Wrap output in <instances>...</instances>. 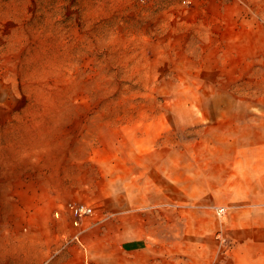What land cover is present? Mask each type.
Wrapping results in <instances>:
<instances>
[{"label": "rangeland", "instance_id": "1", "mask_svg": "<svg viewBox=\"0 0 264 264\" xmlns=\"http://www.w3.org/2000/svg\"><path fill=\"white\" fill-rule=\"evenodd\" d=\"M257 125L264 0H0V196L31 159L100 148L222 163L234 181ZM14 201L0 237L19 230Z\"/></svg>", "mask_w": 264, "mask_h": 264}, {"label": "crops", "instance_id": "2", "mask_svg": "<svg viewBox=\"0 0 264 264\" xmlns=\"http://www.w3.org/2000/svg\"><path fill=\"white\" fill-rule=\"evenodd\" d=\"M240 130L234 181L144 147L31 159L0 196L19 211L0 264H264V126ZM68 202L94 214L77 224Z\"/></svg>", "mask_w": 264, "mask_h": 264}, {"label": "built area", "instance_id": "3", "mask_svg": "<svg viewBox=\"0 0 264 264\" xmlns=\"http://www.w3.org/2000/svg\"><path fill=\"white\" fill-rule=\"evenodd\" d=\"M65 208L77 224L83 217L91 216L94 214L93 207L84 203L68 202L66 203ZM218 212L221 213V210H219ZM222 241H224V239H222Z\"/></svg>", "mask_w": 264, "mask_h": 264}]
</instances>
